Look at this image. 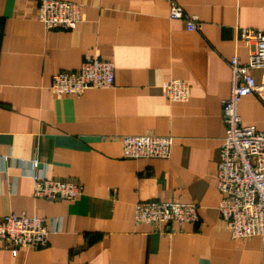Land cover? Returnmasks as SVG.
<instances>
[{
  "label": "crops",
  "instance_id": "obj_1",
  "mask_svg": "<svg viewBox=\"0 0 264 264\" xmlns=\"http://www.w3.org/2000/svg\"><path fill=\"white\" fill-rule=\"evenodd\" d=\"M63 1L81 7L75 29H45L38 0H0V216L39 215L53 230L43 247L15 256L0 242V264H264L259 237L231 238L216 188L228 61L247 63L239 32L264 30V0H175L196 31L168 17L166 0ZM86 55L113 63V86L53 94L52 76L78 71ZM252 75L264 84V69ZM170 79L189 85L188 101L165 96ZM238 114L264 131L256 96L243 97ZM126 135L172 136L171 154L126 159ZM33 175L76 181L83 192L36 198ZM174 199L195 203L198 221L161 234L135 223L138 201Z\"/></svg>",
  "mask_w": 264,
  "mask_h": 264
},
{
  "label": "built area",
  "instance_id": "obj_2",
  "mask_svg": "<svg viewBox=\"0 0 264 264\" xmlns=\"http://www.w3.org/2000/svg\"><path fill=\"white\" fill-rule=\"evenodd\" d=\"M169 3L168 17L184 22L189 31L199 29L197 18L185 13L175 0ZM79 4L63 0H38V20L45 29L72 30L80 22ZM240 41L250 46L247 63L237 56L228 61L231 88L221 102L224 136L218 151L216 188L220 194L219 216L234 240L259 237L264 242V131L242 123L238 104L243 97L254 95L264 103V84L252 75L264 69V30L242 28ZM114 65L95 55H86L78 71H60L52 76L50 91L57 95H80L87 90L110 88L114 84ZM172 102H186L189 85L179 79L161 84ZM122 156L126 159H167L174 144L172 136H122ZM37 164L36 161L33 163ZM33 195L50 201H72L83 192L80 183L33 175ZM133 218L137 224H148L154 233H163L162 226H181L199 219L198 206L177 199L170 201H138ZM53 232L39 215L9 213L0 216V242L12 255L34 250L47 243ZM167 233V232H165Z\"/></svg>",
  "mask_w": 264,
  "mask_h": 264
}]
</instances>
